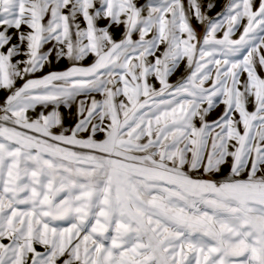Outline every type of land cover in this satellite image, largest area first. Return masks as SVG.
Instances as JSON below:
<instances>
[{
  "label": "snow or ice",
  "instance_id": "1",
  "mask_svg": "<svg viewBox=\"0 0 264 264\" xmlns=\"http://www.w3.org/2000/svg\"><path fill=\"white\" fill-rule=\"evenodd\" d=\"M218 3L0 0V264H264V0Z\"/></svg>",
  "mask_w": 264,
  "mask_h": 264
},
{
  "label": "rangeland",
  "instance_id": "2",
  "mask_svg": "<svg viewBox=\"0 0 264 264\" xmlns=\"http://www.w3.org/2000/svg\"><path fill=\"white\" fill-rule=\"evenodd\" d=\"M137 3H138V5H142V4L145 3V0H137ZM225 3H226V0H221L220 3H218L217 8L213 11L212 15H215L216 12H219V11L221 10L222 6H223ZM104 23H106V21H101V24H104ZM117 35H119V33H117ZM65 65H66V62H63V63L60 65V67H64ZM173 79H175V78H173ZM3 95H4L3 93H0V96H1V97H2ZM1 97H0V98H1ZM97 98H99V97H97ZM223 110H224V105H223V104H220L219 107H218V108L212 113L213 116H212V117H211V116L209 117V120H214V119H216V118L218 117V114H221V113L223 112ZM249 110H250V111H251V110H254L252 105H249ZM61 111H63V109H61ZM215 116H217V117L215 118ZM74 122H75V121L72 120V119H70V120L68 121L69 124H73ZM5 242L7 243V241H5ZM38 250L43 251L42 248H38Z\"/></svg>",
  "mask_w": 264,
  "mask_h": 264
},
{
  "label": "crops",
  "instance_id": "3",
  "mask_svg": "<svg viewBox=\"0 0 264 264\" xmlns=\"http://www.w3.org/2000/svg\"><path fill=\"white\" fill-rule=\"evenodd\" d=\"M220 1L221 0H219V3H220ZM226 2H227V0H226ZM1 97V96H0ZM2 98V97H1ZM37 111H39V109H37ZM220 114H218V116H219ZM213 115H211V117H212ZM217 116H215V118H216Z\"/></svg>",
  "mask_w": 264,
  "mask_h": 264
}]
</instances>
